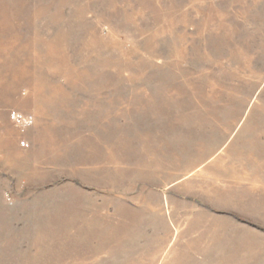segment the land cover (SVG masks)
I'll return each mask as SVG.
<instances>
[{
    "label": "rangeland",
    "instance_id": "1",
    "mask_svg": "<svg viewBox=\"0 0 264 264\" xmlns=\"http://www.w3.org/2000/svg\"><path fill=\"white\" fill-rule=\"evenodd\" d=\"M0 264H264V0H0Z\"/></svg>",
    "mask_w": 264,
    "mask_h": 264
},
{
    "label": "built area",
    "instance_id": "2",
    "mask_svg": "<svg viewBox=\"0 0 264 264\" xmlns=\"http://www.w3.org/2000/svg\"><path fill=\"white\" fill-rule=\"evenodd\" d=\"M9 118L13 125H15L21 132H25L34 124V117L32 115H25L20 112H12L9 115ZM20 147L22 149H27L29 145L27 141L22 140L20 142Z\"/></svg>",
    "mask_w": 264,
    "mask_h": 264
}]
</instances>
